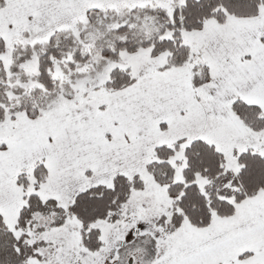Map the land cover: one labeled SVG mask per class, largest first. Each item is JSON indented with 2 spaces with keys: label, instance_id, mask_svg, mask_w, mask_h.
I'll return each mask as SVG.
<instances>
[{
  "label": "snow or ice",
  "instance_id": "obj_1",
  "mask_svg": "<svg viewBox=\"0 0 264 264\" xmlns=\"http://www.w3.org/2000/svg\"><path fill=\"white\" fill-rule=\"evenodd\" d=\"M0 264H264V0H0Z\"/></svg>",
  "mask_w": 264,
  "mask_h": 264
}]
</instances>
